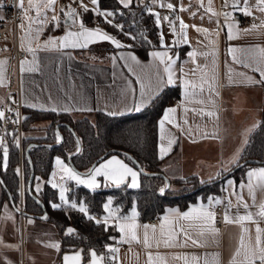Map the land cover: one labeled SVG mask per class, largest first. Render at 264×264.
I'll return each instance as SVG.
<instances>
[{
    "label": "crops",
    "instance_id": "0c3cea01",
    "mask_svg": "<svg viewBox=\"0 0 264 264\" xmlns=\"http://www.w3.org/2000/svg\"><path fill=\"white\" fill-rule=\"evenodd\" d=\"M72 1L56 0L51 10L40 8L41 16L36 17V11L29 10L28 0H23L22 16L17 29L20 46L21 37L25 35L28 26V21L23 19L24 11L28 10V15L35 17L38 22L32 25L31 33V47L35 49V55L26 51L29 40L25 39L23 49L26 54L19 63L22 109L42 111V108L55 107L56 113H67L72 117L89 115L94 112L117 116L136 111L135 105L143 99L142 85L145 92L151 86L152 98L165 86H177L179 88L178 98L168 102L156 123V154L158 157L159 146L162 143L167 146L168 139L175 141L172 150L164 156L160 164L162 173L169 179V182L189 176H194L199 181H210L221 177L223 172L228 174L234 165L230 162L234 154L245 145L244 141L250 133L247 129L253 128V125H257L264 118V84L259 83L261 73L264 72V61L260 60L258 51V49H264V23H262L264 12L256 9V0H247L251 14L256 15V21L249 25H242L238 21V17L245 16L240 10L245 7V0H211V12L206 11L209 7V0H132L134 4L144 5L152 14L154 22L156 17L153 14H158L160 17L159 27L156 25L158 45L148 52L146 58H141L129 48L118 49L108 41L93 42L86 48L60 49L57 40L56 45L37 48V43L44 45L49 37L58 38L66 31H79L78 22L72 24L69 21V26L65 27V16L61 11V9L67 11L70 7L82 20V15L86 12L80 6L81 0ZM82 2L92 9L93 5L90 0H82ZM34 3H39V0H34ZM169 3L173 5V10L167 8ZM181 6L186 10L181 11ZM87 12L93 16L89 22L84 23L87 28L99 27L101 31L122 44L119 38L98 21L92 11ZM228 13L231 15L226 19L225 14ZM54 14L59 17L58 23L51 20ZM45 16L48 22L41 24L39 21ZM165 16H168L170 20L165 21L163 19ZM99 17L104 23L120 25L114 21V16L108 18L110 23L105 22L104 17ZM177 17L179 20L176 19ZM180 20L189 26L185 30L187 42L181 35ZM21 24L24 25L23 29L20 27ZM229 25H233L231 31L234 38L231 40L228 39ZM252 25L256 27L249 32L244 31V29L252 28ZM173 26L176 29L175 35L171 30ZM41 28L42 31L37 41L35 34ZM196 28L206 29L207 32H198ZM161 34L164 38V47L160 44ZM91 47L93 49H90ZM229 48L241 51L229 54ZM5 51L6 49L0 46V61L6 62L3 65L4 86H0V102L4 97L7 79L8 61L3 53ZM153 51H167L168 56L164 57L165 63L168 57L175 60L172 66L173 84H167L165 65L149 55ZM189 52H194L195 56L190 57ZM130 54L134 55L139 63L121 58H127ZM233 56L236 57V61L233 60ZM21 61L26 62L23 73L21 72ZM245 64L248 66L245 67ZM160 79H163L164 83L159 85L157 90ZM249 79L252 83H249ZM182 81L195 83L196 88H185ZM201 86L203 91H201ZM210 99L214 103H209ZM150 100L144 103L141 109ZM31 105H36V107L33 108ZM167 108H175L176 111L170 114L173 123L165 122L163 132L165 139L161 141L159 121L163 118ZM207 112H213L215 115L209 117L205 114ZM47 123V121H38L34 127L42 128ZM33 133L40 134L41 131L36 130ZM113 156L138 172L117 154H111L98 161L92 169L106 163ZM57 158L61 159L66 166L70 167V165L63 158L54 156L46 179V183L51 188L49 181L58 185L55 191L56 204L59 205L64 204L59 199V185L62 184L67 189L65 193L67 199L69 183L78 184L74 180L61 179L63 173L55 165ZM260 168L263 167L256 165L247 168L239 180L225 173L219 193L204 197L199 195L183 208L178 205L166 206L161 214L154 216L157 218L156 223L149 222V218L141 220L137 216L135 223L138 227L135 229V234L138 242H121L123 237L116 226V221L110 220L108 226L114 228L116 235L114 241L107 246L117 248L119 251L106 250L104 254H98L105 257L102 264H149V255L153 257L152 264H229L239 246L241 231L237 224L224 223L223 216L226 209L232 218H235L237 214H245L246 210L237 204V196H241L243 201L249 205L247 211L253 213L254 218L259 220V217L255 216L258 207L253 206V200L249 197L247 188L241 189L240 184L247 183L246 173L249 169ZM54 172L55 176H53ZM77 173L82 178H86L89 171ZM228 180H232L234 186H228ZM96 182L99 185L97 188L115 185L105 180L103 176H97ZM130 182L131 178L128 177L125 184L128 185ZM169 187L177 188L172 182L169 183ZM1 194L0 190V239L8 245H19V250L0 247V264H6V262L10 264H63L65 254L73 255L79 251L61 252L60 250L57 252L55 249L45 247L47 243L59 242L54 227L49 222L44 223V220L38 217L22 216L17 213L15 209L21 211L22 209L19 205L17 208L12 207L9 199H6V208L3 207L4 199ZM210 196L219 199L221 201L219 204L223 206L222 226L215 227L213 223L210 225L218 230V235L212 236L206 229H202L203 222L201 221L183 220L175 216H169V219L164 221V234H161L162 218L169 215V210L176 209L184 213L190 206L195 207L197 204L208 206ZM107 201L108 199L102 203L103 211L97 218L101 221L108 214L103 208ZM261 201H264V193L257 191L255 204L258 206ZM133 205L123 216L131 214ZM215 205L213 203L210 210H213ZM110 207L114 209L112 205ZM115 216L122 217L116 213ZM5 217H11V219H4ZM25 217L33 219L35 223L28 225ZM38 222H42L43 225H39ZM143 225L149 226L147 229L149 247L144 245L146 230ZM153 227H155V233ZM244 227L249 230L245 234V243H251L254 246L256 225L245 223ZM259 227L264 229V220L259 221ZM202 230H204V235H200ZM193 240L197 243L193 244ZM156 257H163V260H157ZM175 257H187L188 259L185 261L175 259ZM192 257L197 259L193 261ZM89 261L90 256L84 264H89ZM256 264H259V261Z\"/></svg>",
    "mask_w": 264,
    "mask_h": 264
},
{
    "label": "trees",
    "instance_id": "16d2710c",
    "mask_svg": "<svg viewBox=\"0 0 264 264\" xmlns=\"http://www.w3.org/2000/svg\"><path fill=\"white\" fill-rule=\"evenodd\" d=\"M100 7L113 11L114 21L123 26V30L118 29L112 24L102 22L97 16L98 21L119 38L125 48L132 49L141 58H146L148 52L157 47V27L152 14L144 5L131 3L128 8H124L117 0H100ZM92 17L91 13L86 12L83 13L82 20L84 23L89 22ZM178 96L177 86H165L140 111L117 116L94 112L89 115L72 117L67 113L22 109L23 202L21 209L27 216L33 217L41 215L43 210L46 212L48 217L46 222H49L56 230L61 252L79 250L82 254V264H84L91 250L94 249L97 254L106 252L105 246L114 241L116 231L112 226H107L106 231L102 222L97 224L96 220H89L77 210L78 208L72 209L70 205L59 204L60 207L55 210L51 207V203H57V195L55 189L46 183V179L54 156L63 158L73 170L82 172L88 170L93 161L102 154L114 150L100 160L111 154H117L137 169L131 158L124 154L127 153L145 173L138 171L139 186L137 188H130L123 183L120 186H102L93 191L84 186L69 183L68 201L70 203L75 201L77 206L80 202H84L89 215L99 216L103 211L102 203L111 198L114 209L119 208V212H116L118 216L125 215L127 210L135 204L138 217L145 220L161 214L166 206L178 205L183 208L199 195L204 197L220 192L221 182L227 172H223L221 177L210 181H199L194 176L173 179L172 184L180 187L177 190L168 187L164 195L159 193V189L165 186V181L160 169L163 159L156 154V123L168 102ZM38 121L48 123L42 128H36L34 124ZM257 125L249 133L238 162L227 174L233 175L236 180L241 179L249 167L260 165L264 168V118ZM36 130L41 133H33ZM57 132L61 136L59 144H56L55 139ZM77 140L80 149L75 153ZM7 148L6 170L2 166L3 152H0V179L3 184L1 193L3 199L10 198L13 206L17 208V147L9 145ZM248 159H255L257 162H245L238 166L240 162ZM31 173L30 194L26 183ZM37 184L40 186L39 192L36 191ZM67 228H73L74 232L66 236Z\"/></svg>",
    "mask_w": 264,
    "mask_h": 264
},
{
    "label": "snow or ice",
    "instance_id": "6c2138e0",
    "mask_svg": "<svg viewBox=\"0 0 264 264\" xmlns=\"http://www.w3.org/2000/svg\"><path fill=\"white\" fill-rule=\"evenodd\" d=\"M56 0H39V3H34V0H28L29 4V10H35L36 11V17L41 16L40 8L48 9L51 10L52 6L55 4ZM117 2L122 5L124 8H128L132 0H117ZM90 3L93 5L92 9H89L86 5L83 4L81 0L80 6L84 9L85 12L87 11H92L95 16H101L105 18V22L110 23L108 20L109 17H112L115 15L113 11H109L106 9H101L100 7V0H90ZM211 0H209V7L206 9V11L211 12ZM163 7V5H161ZM234 7L236 6L235 4L233 5ZM19 8H23V0H20V3L17 5ZM255 7L258 11L264 12V0H256ZM167 8L169 10H173V5L169 3L167 5ZM181 11H185L182 6L180 8ZM245 16L251 15L250 8L247 5V0H245V7L240 9ZM61 11L64 12L65 16V27L69 26V21H71L72 24H76L78 22L79 26V31L73 32V31H66L65 34L61 37L58 38H53L49 37L47 41H45L44 45H40L37 43V48L41 47H48L50 45H56L57 40L59 41V48H86L88 44L93 43V42H99V41H108L112 45H114L116 48H122L125 47L123 44H121L118 40L113 38L112 36L108 35L107 33L101 31L99 27L95 29H89L85 26L84 22L79 18L78 14L75 12L74 9L70 8L67 11H64L61 9ZM215 13H213L214 15ZM155 15V23L157 27L160 25V17L158 14H153ZM195 15V14H193ZM231 14H225V18L228 19ZM23 19L28 21V26L27 30L25 32V35L21 37V47L24 48V40L28 39L29 40V46L27 47L26 51L35 55V49L31 47V33L33 31L32 25L36 24L38 21L35 17H31L28 15V10H25L23 13ZM165 21H169L170 18L168 16H165L163 18ZM179 20V17L176 18ZM51 20L54 22L59 21V17L57 15H53L51 17ZM41 24H46L48 22L47 17H43L41 21H39ZM264 23V22H262ZM114 27H118L121 30H123V26L121 25H113ZM20 27L23 29L24 25L21 24ZM189 26L184 23L183 20H180V29H181V35L183 36L185 42H187V37L185 34V30ZM195 28V26H193ZM229 32H228V39L231 40L234 38V35L231 31V28L233 25H229ZM256 25H252V28L250 29H244L245 32H249L252 29H254ZM172 33L175 35L176 29L173 26L172 27ZM198 32H204L206 33V29H200L196 28L195 29ZM42 28L40 30L36 31L35 34V39L38 41L40 34H41ZM134 39V37H133ZM175 43V41H174ZM160 44L161 47H164V38L163 34L160 35ZM237 51H241L240 49L236 48H229L228 52L229 54L235 53ZM260 53V60L264 61V49H258ZM149 55L155 59H158L161 64L165 65L164 71L167 76V84L171 85L174 83V74L172 72V66L175 63V60H173L171 57H168L167 63H165L164 57L168 56L167 51L160 52V51H153L150 52ZM188 55L190 57H194L195 53L194 52H189ZM122 59H130L135 63H139V61L136 59L134 55H129L127 58L121 57ZM114 59V58H113ZM233 60L236 61V57L233 56ZM194 62V61H193ZM238 62V61H237ZM4 61H0V86H4V81H3V65ZM25 61H21V72L23 73L25 68ZM248 65L245 64V67ZM31 70V69H29ZM164 81L163 79L159 80V83L157 85V90L159 89V85L163 84ZM183 85L185 88L192 87L196 88L195 83H191L188 81H182ZM249 83H252V81L249 79ZM259 83L264 84V72L261 73V79ZM211 87V86H210ZM201 91H203V87L201 86ZM153 95V89L151 86L147 89V92H145L144 87L142 85L141 88V96H142V101L138 104L135 105V110L140 111L141 106L146 103L148 100L152 98ZM203 102V101H199ZM209 103H214L211 99L209 100ZM31 107L35 108L36 105H31ZM42 111H52L56 112L57 109L55 107L53 108H42ZM67 111V109H65ZM176 109L175 108H167L164 111V116L163 118L159 121L160 123V130H161V136L160 139L163 141L165 139L163 132H164V124L165 122L168 123H173L170 114L175 113ZM209 117L215 115L213 112H207L205 113ZM17 116L19 114L17 113ZM4 117V113L0 112V119ZM175 126V125H174ZM258 125H253V128L247 129V132L253 131L255 127ZM56 142L59 144L61 143V136L59 132L56 133L55 136ZM175 143L173 139H168L167 140V146H165L163 143L159 146V158L163 159L165 155H167L171 150H172V145ZM244 143H247V140L244 141ZM79 145V141H77V146ZM16 146L19 147V140L16 141ZM0 147L3 148V157H2V166L6 170L7 164H8V148L4 146L3 140L0 139ZM242 149H238L237 152L234 154L232 160L230 161L231 163H237L239 158H240V151ZM56 167L59 169L61 173H63V176L61 179H68V180H74L76 184L78 185H84L85 187L95 190L99 185L96 182V177L97 176H103L105 180L111 181L114 183L116 186H120L121 184L125 183L126 179L128 177L131 178V182L128 184V187L130 188H137L139 186L138 184V175L139 173L137 171H134L133 168L129 167L127 164L123 163L116 157H112L110 160H108L106 163H102L99 167L93 168L89 170V174L86 178H82L80 174L75 172L71 167L66 166L64 162L57 158L55 161ZM19 170L17 169V172ZM56 173H53V176H55ZM247 175V183H241L240 187L241 189L247 188L249 197L253 200V206L258 207V211L255 214V216L259 217V220L254 218L253 213L248 212L247 209L249 208V205L243 201V198L241 196H237V204L238 206H242L246 212L244 215L237 214L235 218H232L228 214V210H225L223 220L224 223L226 224H237L240 226V231L241 235L239 238V246L236 248L231 260L229 261V264H256L257 261H259V264H264V229L259 227V221L264 220V201H261L260 204L257 206L255 204V199H256V192L259 191L261 193H264V168L260 169H249V171L246 173ZM39 181V178H36ZM51 183L52 188H57L58 185L56 183ZM228 186H234V182L232 180L227 181ZM168 188V185L165 184L164 187H161L159 189L160 195H164L166 189ZM36 191H40V186L37 184ZM67 189L63 187V185H59V199L65 204L68 205L70 202L65 198V193ZM37 203L39 201L37 200ZM113 201L111 198L108 199V201L103 205L104 211L107 212L108 214L102 218V221L100 219H96V223L100 224L103 222L105 225V230L107 231V226L109 224L110 220H115L116 221V226L118 227L119 231L122 234V241L121 242H127V241H137L138 242V237L135 234V229L138 227V225L135 223L136 218L138 216V212L136 210L135 204L132 207L131 214L122 216V217H117L115 216L116 212H119V208L112 209L110 206L112 205ZM215 204L221 203L219 199H214L213 197H208V206H205L203 204H197L195 207H189L188 211L184 213H180L176 209H171L169 210V215L165 216L162 218V223L160 225L161 227V234L163 235V229H164V221H167L169 219V216H175L183 220H192V221H201L203 224L201 225L202 229H206L212 236L218 235V230L215 228L210 227L212 223L215 222V213L214 211L210 210V206ZM51 207L55 210L60 207V205L56 203H51ZM70 207L72 209H77V203L75 201L70 203ZM79 212L83 213L89 220H93L94 217L88 214V211L84 205V202L79 203V207L77 209ZM19 211V209H17ZM4 219H11V217H5ZM27 220L28 225H32L35 223V221L31 218L25 217ZM42 220L46 221L48 219L47 215L45 214L44 216L41 217ZM245 223H251L255 224V244L254 246L251 243L246 244L245 243V234L248 233V228L244 227ZM145 228V234H144V245L145 247H149L148 243V225H143ZM18 231V230H17ZM74 232L73 228H67L65 230V235H71ZM153 232L155 233V227H153ZM204 230L200 232V235H204ZM187 235V234H185ZM171 238V236L169 237ZM193 244H196L197 241L193 240ZM0 247L4 248H15V250H19V245H8L5 244L2 239H0ZM45 247L55 249L57 252L60 251L61 245L59 242H50L45 244ZM106 250L109 252H118L119 249L117 248H111L109 246H105ZM90 256V261L89 264H102L104 261L105 257L100 256L96 253V251L93 249L89 252ZM242 257V259H238ZM157 260L162 261L163 257H156ZM175 259H184L187 261V257H175ZM197 258L192 257V260L195 261ZM149 264H152L153 257L149 255L148 257ZM6 264H10V262H6ZM63 264H82V255L80 251H76L73 255H68L65 254L63 256Z\"/></svg>",
    "mask_w": 264,
    "mask_h": 264
},
{
    "label": "built area",
    "instance_id": "2783aa9c",
    "mask_svg": "<svg viewBox=\"0 0 264 264\" xmlns=\"http://www.w3.org/2000/svg\"><path fill=\"white\" fill-rule=\"evenodd\" d=\"M72 2H75L74 0ZM19 0H0V46L6 49L3 52L8 61L6 88L2 101L0 102V112L4 113V117L0 119V139L3 140L4 146L16 145L19 140V147H17V172L18 176V199L21 208L23 199V178H22V137H23V111L20 101V72L19 63L24 58L26 52L19 45L17 36L18 24L22 16V9L17 7ZM238 21L242 25H249L256 21V15L240 16ZM1 53V52H0ZM17 113L19 116H17ZM0 152L3 148L0 147ZM215 213V227L222 226V204H216L213 207ZM96 220L99 216L91 214ZM149 222L156 223V217H150Z\"/></svg>",
    "mask_w": 264,
    "mask_h": 264
},
{
    "label": "water",
    "instance_id": "95a60500",
    "mask_svg": "<svg viewBox=\"0 0 264 264\" xmlns=\"http://www.w3.org/2000/svg\"><path fill=\"white\" fill-rule=\"evenodd\" d=\"M77 141H78V140H77ZM56 144H58V143H56ZM56 144H55V145H56ZM79 149H80V144L77 146V149H76L75 153H77V152L79 151ZM26 150H27V148L25 149V151H26ZM109 152H114V150H109V151L106 152L105 154H102L100 157H98L97 159H95L87 171H89L90 169H92V167H93V166H94V165H95V164H96L101 158H103V157H104L107 153H109ZM124 154H126L128 157L131 158V160L135 163V165H136V167H137V170H138L140 173L145 174V173L143 172L142 168L138 165V163H137V162H136V161H135V160H134L129 154H127V153H124ZM245 162H248V163H256L257 160H255V159H248L247 161L240 162V163L238 164V166H241V165L245 164ZM77 172H81V171H77ZM228 173H229V172H228ZM226 174H227V173H226ZM31 176H32V173L30 174V176H29V178H28V180H27V183H26V187H27V191H28V193H30V190H29V182H30ZM161 176L163 177V179H164V181H165V184H167L168 187H169V183H170V182H169V179H168L164 174H161ZM0 185L3 187V184H2V180H1V179H0ZM69 190H70V189H69ZM30 194H31V193H30ZM9 201H10L12 207H14V206H13V203H12V201H11L10 198H9ZM40 205L42 206L41 203H40ZM15 210H16L17 213L21 214L22 216L27 215L25 212L21 211L20 209H19V211H17V209H15ZM45 214H46V212L43 210V213H42L41 215L37 216V217L41 219V217L44 216ZM29 216H31V215H29Z\"/></svg>",
    "mask_w": 264,
    "mask_h": 264
},
{
    "label": "rangeland",
    "instance_id": "374dc122",
    "mask_svg": "<svg viewBox=\"0 0 264 264\" xmlns=\"http://www.w3.org/2000/svg\"><path fill=\"white\" fill-rule=\"evenodd\" d=\"M231 176L233 177V175H231ZM176 187H177V188H176V189H173V190H177L180 186H179V185H176ZM17 189H18V188H17ZM0 190H1V189H0ZM1 197H2V194H1ZM22 202H23V199H22ZM3 203H4V204H3V207L6 208V206H7V205H6V204H7L6 199H4V202H3ZM18 205H19V199H18ZM38 223H39V225H43L42 222H38ZM44 223L47 224V222H45V221H44Z\"/></svg>",
    "mask_w": 264,
    "mask_h": 264
}]
</instances>
